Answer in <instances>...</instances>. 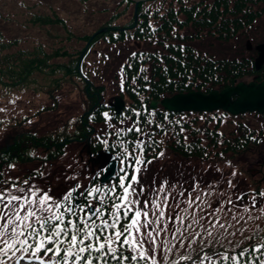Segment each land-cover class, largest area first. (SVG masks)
<instances>
[{
    "label": "trees",
    "instance_id": "1",
    "mask_svg": "<svg viewBox=\"0 0 264 264\" xmlns=\"http://www.w3.org/2000/svg\"><path fill=\"white\" fill-rule=\"evenodd\" d=\"M77 1L82 5L89 2ZM129 12L130 18L119 23L118 20ZM29 14L23 25L42 28L51 37H55V44L48 46L36 42L32 48L24 49L20 45L25 39L7 38L0 29V99L8 96L11 91L30 86L35 82L32 77L41 74L50 81L49 87L53 88L50 93L54 101L56 97L53 92L60 90L62 85L81 88L85 98L84 111L76 114L60 129L48 134H40L35 129L19 130L0 140V172L6 173L8 177L12 178L9 173L16 165L22 167L40 163L42 166H51L53 161L61 159L65 146L75 142L84 144L88 156H94L98 152L111 156L118 161L119 169L121 160L124 159L120 139L127 143L130 150L137 139L149 141V135L145 134L115 136L117 130L127 129L137 120L144 133H155L150 148L146 150L145 160L156 159L161 151L168 156L174 154L206 160L227 155L228 159L263 144L264 113L232 115L223 110L170 112L160 105V100L192 91L206 94L221 91L247 79L255 83L263 81L264 58L261 60V52L257 49L248 53L240 45L253 38L259 21L263 20L264 0H148L138 4L136 14L133 0H120L113 15L96 29L106 28V31L96 34L88 47L83 45L80 49L68 44L73 42L72 39L86 44L95 31L75 38L59 15ZM0 18L8 20L10 16L0 14ZM47 26L49 27L46 29ZM59 26L66 30L64 36L59 35V31L56 34L52 32L54 27ZM238 38L241 41L235 43L233 39ZM100 43L108 47H120L118 52L123 50L126 59L115 64L108 63L111 60H106L105 57L109 55L100 52V58L93 60L94 51ZM134 43L141 45L134 47ZM261 43L264 44V40ZM228 45L229 48L226 47ZM222 48L224 52L221 51ZM112 52L114 51H109L110 55ZM100 69L111 72L109 78L112 80L108 79V82H112L111 87H106L108 82L96 83L92 78L84 77V73H98ZM116 95L124 100L119 113L112 104ZM152 101L158 102L154 109L150 107ZM44 108L54 110L55 107L49 105ZM105 113L108 114L107 117ZM136 113L140 115L137 116ZM31 117H12L5 122L0 119V131L7 124L15 130ZM147 121L152 123L148 124ZM157 125H161L163 131ZM165 131L167 135L164 134ZM33 173L31 169L22 175L21 180H12L19 183ZM117 174L118 170L106 184H99L97 174L87 187L114 184L118 181ZM261 186L263 185L253 186L254 193L261 192ZM224 189L219 187L216 191L205 193L201 197L204 202L201 206L212 209L208 205L213 203L218 192L220 198L224 195L223 198L226 199L230 193ZM243 197L246 199V194ZM230 206L232 205L227 202L222 203L218 207L221 211L214 217L201 214L204 217L201 224L212 230L216 237L212 240L211 248L207 246L211 238L207 237L204 228L194 226V230L201 233L200 237H193L186 232L184 247H180L179 240L173 241L175 247L168 253V264L189 252L193 260H198L205 253L211 252V249L224 255H238L250 243L246 237L256 235L258 239L260 235H264V220L259 222L264 213L256 211L250 214L245 211L246 208H240L228 218L225 210H229ZM217 218L224 224V228L212 229L208 224V220L215 223ZM231 233L235 235H230ZM220 234L227 237L222 245L217 242ZM192 239H195V243H191ZM171 240V234H163L157 242ZM163 255L161 247L156 253L161 264ZM212 259L215 264H229L222 262L219 255H213ZM245 259L251 260L252 256ZM180 264H192V261H180ZM205 264L208 262L205 261Z\"/></svg>",
    "mask_w": 264,
    "mask_h": 264
},
{
    "label": "snow or ice",
    "instance_id": "2",
    "mask_svg": "<svg viewBox=\"0 0 264 264\" xmlns=\"http://www.w3.org/2000/svg\"><path fill=\"white\" fill-rule=\"evenodd\" d=\"M139 123L137 120L133 126L115 132L116 137L130 133L149 135V141L137 139L130 150L123 139L119 140L124 159L118 169V181L114 184L83 188L76 184L54 196L50 190L33 184L31 178L16 183L6 173L0 172V264H161L156 258L161 247L163 264H168V253L175 247L173 241L179 240L180 247H184L186 232L200 237L201 233L195 231L194 226L204 228L207 237L211 238L207 245L211 248L216 237L212 230L201 224L204 217L197 218L194 211L196 208L205 211L200 195L193 196L189 192L185 196L186 190L173 195L167 191V182L158 188L153 185L152 191L145 195L146 189L140 177L146 165L152 163L151 159L145 160V153L155 133H144ZM156 127L163 131L161 125ZM163 156L161 151L157 158ZM256 195L264 197V192L253 195V207ZM178 197H183V201ZM182 202L185 207H181ZM220 211V208H215L208 215L214 217ZM208 224L212 229L225 227L218 218L215 223L208 220ZM168 232H171L172 240L158 243L160 235ZM226 238L220 234L217 242L222 245ZM246 239L250 243L238 255H224L211 249L198 260H193L189 252L171 264H180V261L215 264L213 255H219L222 262L229 264H264V235L258 239L256 235ZM191 243H195V239ZM201 244L203 248V241ZM250 255L251 260L245 259Z\"/></svg>",
    "mask_w": 264,
    "mask_h": 264
},
{
    "label": "rangeland",
    "instance_id": "3",
    "mask_svg": "<svg viewBox=\"0 0 264 264\" xmlns=\"http://www.w3.org/2000/svg\"><path fill=\"white\" fill-rule=\"evenodd\" d=\"M119 2L120 0H89L86 5H82L77 0H0V14L2 16H10L8 20L0 18V29L3 30L7 38L25 39L26 41L20 45L24 49L32 48L37 44L36 42L52 46L55 44V37H51L42 28L29 24V26L23 25L25 19L28 18L27 16H30L29 13L47 14L50 16L55 13L59 15L65 21L69 32L73 37L77 38L85 34L89 35L102 26L113 15ZM104 9L107 10L105 11ZM119 9H122V7L119 6ZM130 16L131 13L129 12L122 19H119L118 22L124 23ZM257 28L253 32V38L240 45L245 49V52L253 53L257 49H261V44H263L261 42L264 40V18L259 21V27ZM52 32L55 34L57 32L59 35L64 36L66 30L59 26L54 27ZM233 40L235 43L241 41L240 38ZM72 41L68 45L77 49L85 45L84 41L77 42L74 39ZM134 44V47H140L141 45L140 43ZM115 47H108L100 43L97 50L95 49L94 51L93 60H98L99 56H101L100 52H104V55H109L105 59L111 60L108 63L123 62L126 59V57L124 58L125 52L123 50L118 52L120 47ZM226 47L229 48L230 46ZM226 47L224 48L226 49ZM111 50L114 52L110 55L109 51ZM90 73L88 77L92 78L96 83H106L108 79L112 80L109 78L110 71L104 72L100 69L98 73ZM33 80L35 82L30 84V86L22 88V90L11 91L8 96L0 99V119L4 120L3 122L12 117L32 116L28 122L15 130L13 126L10 127V124L5 125L4 129L0 131V140L19 130L35 129L40 134H48L60 129L68 121L72 120L76 114L83 113L85 98L81 88H75L68 84L62 85L60 90L53 92L56 97L54 101L50 93L53 88L52 86L49 87V79L41 74H36L35 77H32ZM249 80L247 79V81ZM111 84L112 82L109 81L106 83V87H111ZM49 105L50 107H55L54 110L44 108ZM87 151L84 144L68 143L61 159L53 161L51 166H42L40 163H30L22 167L16 165L9 175L12 178L21 180L22 175L32 169L34 171L33 175L28 176V178H31L32 183L42 189L50 190L52 195L58 196L76 184H80L82 188L87 186L90 179L100 169H104L107 166L110 156H88ZM165 153L163 157H159L152 163L155 164L156 168L152 167L150 170L142 172L140 179L146 189L145 195L152 191L153 185L158 188L164 182H167V191L172 192L173 195L186 190L185 196L189 192L193 196L197 194L201 196L205 190H209L208 188L217 189L222 187L230 194L225 199L223 198L224 195L219 198L220 193L218 192L214 201L221 205L224 202L228 203L229 200L232 201V203H228V205H232L230 206L232 210H225L228 218H231L234 212L240 208L249 209L248 213L250 214L256 211L264 213V197L256 195L255 207H253L252 197L255 193L251 189L253 186L263 185L260 191L264 192V142L228 159L227 155L203 160L174 154H170L173 157H169ZM40 173H43V175H40ZM229 181H231V185ZM24 186L27 187L26 185ZM194 186H197L195 190ZM245 194L246 199H237ZM178 199L183 201L184 198L178 197ZM169 202L172 203L173 201L170 199ZM181 204L182 207L184 203L182 202ZM194 211L197 218H200L201 214L206 215L213 210L209 209L203 213L196 209ZM260 220H264V215L260 216L259 222Z\"/></svg>",
    "mask_w": 264,
    "mask_h": 264
},
{
    "label": "water",
    "instance_id": "4",
    "mask_svg": "<svg viewBox=\"0 0 264 264\" xmlns=\"http://www.w3.org/2000/svg\"><path fill=\"white\" fill-rule=\"evenodd\" d=\"M137 7L139 2L145 0H134ZM264 47L262 48V55ZM261 55V60L264 58ZM161 105L175 112L184 111H215L224 110L230 114H245L244 112H264V80L255 82H239L237 85L219 91H211L204 94L201 91H194L183 94H176L161 100ZM157 102H152L151 107H156ZM123 106L121 100H115V109L120 111ZM116 170V162L111 161L108 168L101 177V182L108 180Z\"/></svg>",
    "mask_w": 264,
    "mask_h": 264
}]
</instances>
